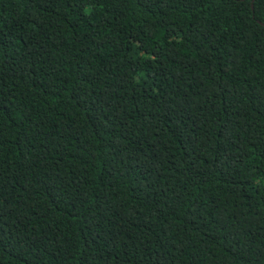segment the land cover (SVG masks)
Returning a JSON list of instances; mask_svg holds the SVG:
<instances>
[{"label":"trees","instance_id":"obj_1","mask_svg":"<svg viewBox=\"0 0 264 264\" xmlns=\"http://www.w3.org/2000/svg\"><path fill=\"white\" fill-rule=\"evenodd\" d=\"M0 264H264V0H0Z\"/></svg>","mask_w":264,"mask_h":264}]
</instances>
